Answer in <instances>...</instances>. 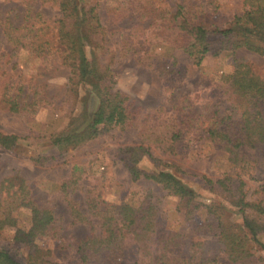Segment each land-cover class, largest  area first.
<instances>
[{
  "label": "trees",
  "instance_id": "trees-1",
  "mask_svg": "<svg viewBox=\"0 0 264 264\" xmlns=\"http://www.w3.org/2000/svg\"><path fill=\"white\" fill-rule=\"evenodd\" d=\"M241 3V14L219 23L215 15L221 0H183L167 9L156 6L154 0H143L132 8L135 21L126 27L115 26L111 33L121 31L124 53L161 78L174 73L178 53L197 67L207 57L234 55L239 50L264 56V0ZM57 4L60 18L54 28L61 64L69 71L67 94L78 98L84 92L93 102V110L82 128H73L70 123L59 133L28 138H47L53 147L66 151L113 128L130 129L140 109L134 107L129 95L117 89L111 66L101 63L99 51L104 52V48L99 40H105L111 26L103 24L97 6L83 0H58ZM27 15V21L17 27L0 20L4 38L13 55L25 49L33 56H46L52 42L44 39L47 27L38 25L45 22L40 14ZM154 51L167 52L168 56ZM221 84L235 96L234 100L219 98L207 113L193 110L186 100L173 107L179 126L171 137L175 145L171 153L191 143H207L226 154L233 166L231 174L216 181L197 177L214 195L211 203H204L186 184L181 177L186 173L180 167L156 158L149 148L125 146L116 154L132 182L155 183L176 199V212L184 222L195 223L200 212L205 213L204 221L194 224L192 238L167 226L160 216L161 201L151 192L140 201L124 198L108 202L87 191L85 208H81L68 198L77 190L75 174L61 182L60 190L71 224L87 226L89 234L83 238L64 236L53 210L31 195L25 180L12 177L0 182V232L14 231L13 242L29 249L25 264H58L39 246L45 240L57 241L63 249L71 250L79 264H214L220 255H211L199 236L216 239L228 264H264V196L251 200L245 180L258 173L264 183V80L249 62L233 56L232 71L221 76ZM21 86H5L3 102L10 113L33 114L41 104L51 102L38 88L20 100ZM19 141L17 135L0 133V146L6 150L13 151ZM143 160L151 162L152 171L141 167ZM24 210L30 215L28 228L19 218ZM0 264L21 263L0 248Z\"/></svg>",
  "mask_w": 264,
  "mask_h": 264
},
{
  "label": "rangeland",
  "instance_id": "rangeland-1",
  "mask_svg": "<svg viewBox=\"0 0 264 264\" xmlns=\"http://www.w3.org/2000/svg\"><path fill=\"white\" fill-rule=\"evenodd\" d=\"M58 0H0V20L14 26L21 25L27 12L32 16L40 14L47 27L45 40L52 42L48 55L36 57L28 50L20 49L16 55L3 35V23L0 22V133L14 134L20 141L13 151L0 146V182L17 177L26 181L31 195L42 204L50 207L64 236L73 235L83 238L89 234L85 225H72L66 199L61 192V182L72 174L78 179L75 193L69 199L84 207L87 191L108 202H120L124 198L142 200L147 192L161 201L160 216L167 226L177 229L192 238L194 224L204 221L206 215L200 212L194 222H184L176 212V199L170 197L161 186L147 181L132 182L123 165L116 158L120 147L143 145L152 154L165 163L175 164L186 173L183 180L192 187L206 204L215 197L205 190L197 178L205 176L216 181L232 173L233 166L227 161L226 154L207 143H191L177 152L171 140L178 129L179 119L173 107L184 100L198 112H208L214 108L219 98L234 100L235 96L227 92L221 84V76L232 71V58L249 62L255 72L264 80V56L246 50H239L234 55L226 53L218 58L207 57L197 67L187 56L178 53V65L172 75L161 78L145 66L133 61L130 54H125L121 47L123 33H111L115 26L126 27L136 16H131L132 8L143 0H83L86 4L97 6L99 16L109 31L105 40L99 42L104 52L99 51L101 63L110 65L115 73L117 89L129 95L134 107L140 109V115L130 129L113 128L103 132L95 139L76 148L59 151L47 138L33 139L30 136H49L59 133L72 124L73 128H82L88 113L93 110V102L84 92L78 98L67 94L69 71L61 64L54 23L60 18ZM156 6L170 8L183 0H154ZM189 2L206 0H188ZM125 3V4H124ZM119 8V9H118ZM117 11V12H116ZM241 0H221L216 13L219 23L230 21L235 14H241ZM158 55L167 52L154 51ZM21 84L20 100L35 88L47 94L50 103L41 104L35 113L14 115L3 102L6 85ZM31 85V91L28 90ZM91 101V102H90ZM85 110H87L85 112ZM86 113L84 116L83 113ZM221 115L224 112L221 110ZM141 167L152 171L151 162L143 160ZM263 176L256 173L252 178H245L248 196L251 200L264 196ZM263 186V188H262ZM21 225L29 227L30 215L24 210L19 215ZM14 231L0 232V248L7 250L19 263L28 261L29 249L13 242ZM205 242L211 255H220L214 264H228L222 257L220 246L211 236H199ZM264 242V237L262 238ZM44 253L50 254L51 260L58 264H79L76 255L59 246L54 240L40 243ZM256 252V257H259Z\"/></svg>",
  "mask_w": 264,
  "mask_h": 264
}]
</instances>
